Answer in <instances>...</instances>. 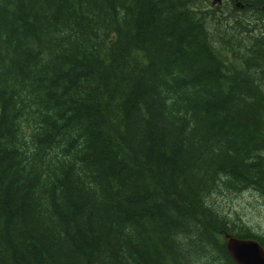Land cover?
<instances>
[{"label":"trees","instance_id":"obj_1","mask_svg":"<svg viewBox=\"0 0 264 264\" xmlns=\"http://www.w3.org/2000/svg\"><path fill=\"white\" fill-rule=\"evenodd\" d=\"M240 1L0 0V264L264 247L222 202L264 199V0Z\"/></svg>","mask_w":264,"mask_h":264},{"label":"rangeland","instance_id":"obj_2","mask_svg":"<svg viewBox=\"0 0 264 264\" xmlns=\"http://www.w3.org/2000/svg\"><path fill=\"white\" fill-rule=\"evenodd\" d=\"M215 2L220 4L222 1L215 0ZM237 5H240V2ZM229 10V6L225 5L224 8L218 11V14H223L222 17L224 18L228 15ZM208 15L215 17L213 12H209ZM216 25L222 27L221 25ZM214 27H216L215 24ZM55 49L60 50L57 46ZM222 202L226 204V208L230 205V213L238 223H243L255 234L258 233L264 236V199L257 192L250 189L238 193H231L224 195Z\"/></svg>","mask_w":264,"mask_h":264},{"label":"water","instance_id":"obj_3","mask_svg":"<svg viewBox=\"0 0 264 264\" xmlns=\"http://www.w3.org/2000/svg\"><path fill=\"white\" fill-rule=\"evenodd\" d=\"M225 247L236 264H264V247L253 237L225 233Z\"/></svg>","mask_w":264,"mask_h":264},{"label":"bare ground","instance_id":"obj_4","mask_svg":"<svg viewBox=\"0 0 264 264\" xmlns=\"http://www.w3.org/2000/svg\"><path fill=\"white\" fill-rule=\"evenodd\" d=\"M220 1H225V0H220ZM210 2H211V4H217L216 2H215V0H210ZM221 2V3H222ZM240 2V5H243L242 3H241V1L240 0H235V3L236 4H238ZM228 6H229V8H230V12H232V14H234V15H237V11H238V9H233V6L235 7V8H237L234 4H227ZM198 7H199V12L202 14V17H204V21H213V22H215L214 21V17H212V16H209L208 15V13H209V11H207L206 9H205V7H203V6H200V5H198ZM228 15H229V12H228ZM203 21V22H204Z\"/></svg>","mask_w":264,"mask_h":264}]
</instances>
